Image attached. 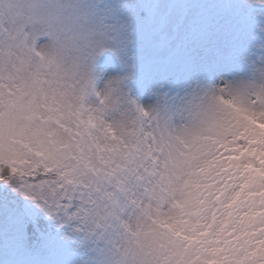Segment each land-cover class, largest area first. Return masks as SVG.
I'll return each mask as SVG.
<instances>
[{
	"label": "snow or ice",
	"instance_id": "6c2138e0",
	"mask_svg": "<svg viewBox=\"0 0 264 264\" xmlns=\"http://www.w3.org/2000/svg\"><path fill=\"white\" fill-rule=\"evenodd\" d=\"M0 264H264V0H0Z\"/></svg>",
	"mask_w": 264,
	"mask_h": 264
}]
</instances>
